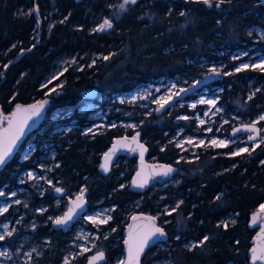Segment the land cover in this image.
<instances>
[{"label":"trees","instance_id":"obj_1","mask_svg":"<svg viewBox=\"0 0 264 264\" xmlns=\"http://www.w3.org/2000/svg\"><path fill=\"white\" fill-rule=\"evenodd\" d=\"M118 1L0 0V112L10 116L16 104L49 99L38 129L0 169V191L12 189L18 174L29 166V161L20 162L24 151L33 148V159L50 142L59 154L61 167L56 174L67 193L84 187L89 211L101 205L114 207L106 228L115 229L114 234L100 241V247L118 237L117 250L122 253L128 219L141 213L158 217L167 234V241L151 247L141 264L165 260L169 264H248L247 252L255 232L248 228V218L264 204V143L251 154L198 152L192 160L178 162L181 155L163 136L164 132L173 133L165 114L138 118L136 132L148 148L147 159L154 157L177 167L173 178L179 176L178 171H185L178 185L164 191L168 198L163 202L179 201V208L171 215H162L158 195H150L151 188L135 193L124 185L131 181L136 158L128 159L126 171L117 163L108 174L101 172V152L120 136L117 132L109 130L82 141L77 135L66 133L57 138L52 132L54 125L79 122L86 115L80 111L83 94L90 89L96 90V95L111 97L161 78L196 74L199 59L214 58L220 49L239 47L247 40L245 29L250 26L264 28V6L259 0H225L219 8L215 6L218 0H212V7L203 0H138L112 20L113 28L93 31L95 19L109 15ZM36 7L38 15H29ZM105 56L109 59H103ZM64 57L80 58L79 65L68 67L62 87L50 94L53 84L42 85ZM240 101L244 102V95ZM259 103L254 98L247 106L254 109ZM252 111L250 117L256 113ZM46 235L54 241L51 245L55 250L50 256L45 253L42 262L48 257V264H59L69 236L41 234ZM206 235L208 241L192 247Z\"/></svg>","mask_w":264,"mask_h":264},{"label":"rangeland","instance_id":"obj_2","mask_svg":"<svg viewBox=\"0 0 264 264\" xmlns=\"http://www.w3.org/2000/svg\"><path fill=\"white\" fill-rule=\"evenodd\" d=\"M122 2L123 0H120L115 3L109 15H102L95 19L94 28H97L105 18L111 21L116 19L121 12L117 5ZM245 37L247 40L241 41L239 47L233 50L220 49L214 53V58L199 59L198 63L195 64L196 74L188 73L171 78H161L154 82L139 85L129 92L111 97L104 95H96V98L86 97L85 92L83 94L84 106H82L80 113H86V115L79 122L72 120L66 125H54L52 133L58 134L57 138L70 133L81 137V141L86 137L109 130H114L120 136L132 135L138 129V118L155 113L159 107L154 102L156 99L168 95L170 91H178L180 88H192L197 81L210 72V69L216 68L222 73V77L224 76L227 79L197 89L166 110L163 114L167 118V123L173 127V133L167 134L164 132L163 136L166 138L167 144L171 145L181 155L177 160L178 162L192 160L191 157L196 156L198 152L223 155L225 154L223 151L228 150L226 153L232 156V152L242 147H248L251 151L254 144L260 143V140L264 139V121L256 124L260 128V139L252 144H247L248 135L231 138L230 134L234 128L251 124L253 121L258 120L261 115H264V72L259 69L253 70L251 67L236 72L235 68L243 63L251 65L264 59V28L256 25L250 26L245 29ZM79 60L80 58L64 57L56 63V68L45 82L46 85L53 84L49 88L50 94L55 93L62 82L63 75H60V73L64 74L65 69L70 66L79 65ZM73 61L75 62L73 63ZM229 72L232 74L224 75V73ZM53 77L56 78L53 79ZM50 80L51 83H49ZM229 82H235V85H230ZM50 89H56V91L51 92ZM253 93L255 94L253 95ZM243 95L244 102H241L240 99ZM249 96H252L251 99L258 98L260 101L259 104L253 106L254 109L247 106V102L251 100ZM141 97L146 98L142 99ZM201 98L214 99L216 104L215 106H209L197 103ZM192 104H196V107L192 108ZM217 108L220 109L219 112L216 111ZM252 110H255L256 113L253 117H250ZM205 112L208 113L207 116L204 115ZM180 116H187L189 119H178ZM200 120H204V124H200ZM126 125H135L136 127H126ZM4 126L5 122L2 127ZM88 129H92V131L85 135ZM208 129H211V131H208ZM189 138L193 140V144L184 143L182 147H177L178 143ZM212 139L225 140L228 142V146L211 147L209 142ZM201 140L204 141L203 145L199 144ZM33 151V148H31L22 153L20 162L29 161V166L18 174L14 187L7 192L3 191L5 195L0 196V207L8 206V211L0 214V234H4L2 227L4 224L8 225L9 230L15 229L11 237L6 236L5 240L0 241V252L8 253L7 256L0 255V264H25L29 259L25 255L26 253H31L30 264H48V257L45 258V263L42 262L41 258L45 253H47V256L53 254L55 247L51 245V242L54 241L49 235L41 236V234L50 233L53 222L49 217L53 219L61 217L64 210H66L67 200H71L81 189H84V187H80L72 193H67L65 183L56 174V171L61 167V162L58 160L59 154L52 143L47 142L40 148V154L30 159ZM103 153L101 152V156ZM25 156H27V159H25ZM147 161L154 162L156 158L153 157L147 159ZM57 165L59 166L57 167ZM117 165L126 171L128 158H124ZM132 168L134 171L136 170V163ZM30 172L33 174L32 177L28 175ZM184 173V170L178 171L179 176ZM179 176L166 183L151 187L150 195H158V202L162 205V215H167L165 209L171 211L179 203V201L172 204L163 202L164 199L168 198L164 191L168 187L178 185L181 181ZM121 177L122 174L119 178ZM48 181H51V184ZM124 185L130 186V181L125 182ZM57 187L64 189L63 195L54 191ZM13 192L16 193L15 196L11 195ZM17 200L20 201L19 204L15 203ZM139 203L140 201L135 205H139ZM42 209L45 211H41ZM113 210V206L101 205L82 217L69 236L66 247L61 251L59 264H64L65 258L73 263L76 257L97 250L100 241L114 234L112 229H106L112 219L107 224L100 225L93 224L87 219L88 216H95L98 213L101 214V218L106 215L112 217ZM18 221L19 223H17ZM78 235L81 237L80 239H77ZM85 247L89 248L90 251L80 254L81 249ZM32 249L36 251L33 252ZM156 264H169V262L165 260Z\"/></svg>","mask_w":264,"mask_h":264},{"label":"snow or ice","instance_id":"obj_3","mask_svg":"<svg viewBox=\"0 0 264 264\" xmlns=\"http://www.w3.org/2000/svg\"><path fill=\"white\" fill-rule=\"evenodd\" d=\"M225 0H218V3H216V7L219 8L221 4H223ZM137 3V0H123L122 3L117 5V8L122 12L126 10V6L128 4H135ZM203 3L208 5L209 7H212V0H203ZM32 13H36L38 15L39 8L36 7L32 9L28 14L31 15ZM181 15H184L183 12L180 13ZM67 17H65V20ZM60 23H64V21H60ZM113 28V23L110 19L105 18L103 22L93 31L96 32H103L108 29ZM13 48L16 47V45L12 46ZM23 49L21 50V54H23ZM28 51H31V49H28ZM246 55V54H245ZM239 58V57H234ZM103 59L107 60L109 59L108 56L103 57ZM75 61H73L74 63ZM11 63V61L9 62ZM8 65H4V68H7ZM252 68L253 70L259 69L260 71L264 72V59H261L259 63L254 64H247L243 63L235 68L236 72H241L244 70H247L249 68ZM67 71V69H65ZM210 73L214 75H219L220 72L216 68L210 69ZM232 73H224V75H231ZM2 75V74H0ZM60 75H63L61 72ZM56 77H53L55 79ZM51 83V80L49 81ZM196 83H201L200 81H197ZM62 87V85H60ZM42 87H47V85H42ZM175 87V85H173ZM51 92H55L56 89H50ZM159 91V89H157ZM188 89L180 88L178 91H170L168 95L161 96L158 99H156L154 102L159 105V108L156 109V111H160L161 109H164V107L168 104H170L173 100V97H179L181 93H186ZM258 91V90H257ZM255 93H253L254 95ZM146 98V97H141ZM252 96H249V99H251ZM135 99V97H133ZM122 103L124 101H121ZM48 103L47 100L39 101L36 104L23 106L21 104H16L15 110L10 114V116L3 115L2 112H0V168L5 166L8 162V160L11 158L13 154V150L17 147L18 141L21 140L22 136L24 135L25 128L28 127V121L32 119L33 116H39L41 110L44 108V106ZM197 103L199 104H207L209 106H215L216 101L214 99H204L201 98ZM182 106V105H181ZM192 108L196 107V104L191 105ZM217 112L220 111L219 108L216 109ZM150 114V113H149ZM205 116L208 115L207 112L204 113ZM178 119L188 120L189 117L187 116H180ZM199 119V117H197ZM7 121V127H2L4 122ZM260 121H264V115H261L258 120L253 121L251 124L244 125L243 130L251 133H257L259 130L256 127V124ZM200 124H204V120L199 121ZM115 127V125H113ZM126 127H132L135 128V125H126ZM92 129H88L87 132H85V135H87L89 132H91ZM208 131H211V129H208ZM241 129H235V132H239ZM138 137L139 133L137 132L134 136L131 137V141L134 143H137L138 147L141 149L140 151V158L141 162H143L144 152L147 151V149L144 148L142 144L138 143ZM248 139L250 141H255L256 136L249 135ZM128 138L125 137L123 141H117L116 144L113 145L112 149L109 150V152H106L104 154V161L105 163L101 165L102 169L107 172L109 170V164L112 160L113 155L116 152L117 145L121 147H127V144L124 143V141H127ZM184 143H187L189 145L193 144V140L191 138L187 139L186 141H182L177 144V147H182ZM261 143H264V139L260 140V143H256L252 147V151L255 150L256 147H259ZM199 144L203 145L204 141H199ZM211 147L214 148H221V147H227L228 142L225 140H218V139H212L209 142ZM135 151V149H132ZM163 150V149H162ZM241 153H249L251 154L248 147H242L238 149L235 152H232V156L240 155ZM25 159H27V156H25ZM261 163H264V161H261ZM59 165H57L58 167ZM160 168L162 171L155 173L156 175L160 176H169L171 173L176 171V169H173L171 166H165L161 165ZM29 177H32L33 174L30 172L28 173ZM141 173H137V177H140ZM34 178V177H33ZM49 184H51V181H48ZM148 183V179L145 178L143 180L140 179H134L132 181V186L135 188H144ZM123 187V185L121 186ZM54 191L56 193H59L61 195L64 194V189L62 188H55ZM84 193L85 190L81 189L79 195L76 196L75 200L72 201V206L68 209L66 213H64L63 216L57 217L53 219L52 217H49L50 220H52L53 224L57 226H67L70 221L73 220L74 216L77 214V210L83 211L84 205H85V199H84ZM5 193L3 191H0V196H4ZM12 196H15L16 193H12ZM219 199V197H217ZM15 203L19 204L20 201L17 200ZM180 203H183L182 201ZM26 206V205H25ZM180 204L176 205V208L171 209L169 211L168 209H165V214L171 215L172 212H175L177 208H179ZM8 211V206L0 207V214H3ZM41 211H45L42 209ZM259 212H264V204H261L259 206ZM258 213H254L252 216V225H256L257 220L260 219ZM87 219L92 222L93 224L100 225V224H107L112 217L110 215L104 216V218H101V214H97L95 216H88ZM133 224H130L128 226V238L125 239L124 244L127 247V257L124 260H119L117 264H140V257L142 253L144 252L145 248L149 247L151 243H153L156 240L165 239L166 238V232L164 231L163 227H160L157 225L156 220L158 217L154 216H132L131 217ZM144 221L142 225H138L135 222L136 221ZM19 223V221L17 222ZM232 223H235V221H232ZM223 227L227 228V223H223ZM4 229V234H0V241L5 240L6 236L11 237L13 235V232L15 229L9 230V227L7 224L2 225ZM112 231H115V229H112ZM81 237L78 235L77 239H80ZM107 237H105L106 239ZM179 239V237H177ZM209 237L206 235L203 237V240L199 242V244H194L192 247H199L202 246L206 241H208ZM258 239L261 241V244L258 247H253L251 249L252 253V264H256V261H264V223L261 224L260 233L258 234ZM238 243V242H237ZM94 247V246H93ZM33 252H35V249H32ZM90 251L89 248H82L81 253H86ZM0 255L7 256V252H0ZM26 256H28V261L25 262V264H30L31 261V253H26ZM105 259V254L103 251H98L95 255L88 258V264H97L98 261H103ZM64 264H70V261L68 258H65Z\"/></svg>","mask_w":264,"mask_h":264},{"label":"water","instance_id":"obj_4","mask_svg":"<svg viewBox=\"0 0 264 264\" xmlns=\"http://www.w3.org/2000/svg\"><path fill=\"white\" fill-rule=\"evenodd\" d=\"M259 1L262 4V6H264V0H259ZM128 5H134V4H128ZM221 80H222V73L221 72H220L219 75H214V74H211L209 72L208 74H206L204 77H202L199 80L201 83H196L192 88L188 89V91L186 93H181L179 97H173V100H172V102L170 104L166 105L164 107V109H161L160 111H155V113L158 114V115H161L166 110H168L169 108H171L176 102L184 99L186 96L192 94L197 89H200V88L205 87V86H207L209 84H212V83L220 82ZM96 94H97V91L96 90H89V91L86 92L85 96L86 97H95ZM45 100H47L48 103L41 110L39 116H33L32 119L28 121V127L25 128L24 135L22 136L21 140L18 141L17 147L13 150V154H12L11 158L17 152L19 146L24 142V140L26 139V137L30 133L36 131L38 129V127L40 126V124L42 123V121L44 120V117H45V114H46V110L49 107V99H45ZM37 102H39V101L31 102V103H28V104H23V106H28V105L36 104ZM244 125H248V124H244ZM244 125H241V126H238V127L234 128V130L230 134V137L231 138H235L236 136H239V135H248V136L249 135H254V136H256V140L255 141H258L260 139V128L256 125L257 129L259 130V132H257V133H251V132H247V131H244L243 130V126ZM7 126H8L7 125V121H5V126L4 127L6 128ZM235 129H241V131L235 132ZM136 133L137 132H135V133H133L132 135H129V136H126V135L125 136H119V137H116L115 139H113V141L111 142V144L109 145V147L105 150V152L103 153V155L100 158V170H101V172L103 174H108L110 172L111 168L113 167V165L116 164V162L120 158H128V159H130V158H136V170L134 171V173H133V175L131 177L130 186H131V189L135 193H144L145 191H147L152 186H155V185H158V184H161V183H166L169 180H171L174 177V175L177 173V167H175L172 164H166V163L159 162V161H154V162L147 161L148 148L144 144V142L141 140V135L138 132L139 133L138 143L139 144H142L144 146V148L147 149V151L144 152L143 162H141V158H140V151H141V149L138 147L137 143H134V142L131 141V137L134 136ZM125 137L128 138L127 141H124V143L127 144V147H121V146L117 145L116 152L113 155L112 160H111V162L109 164V170L107 172H105L102 169V167H101V165L105 163V161H104V154L106 152H109V150L112 149L113 145L116 144L117 141H123ZM255 141H250L247 138V144H252ZM132 149H135V151H133ZM161 165L171 166L173 169H176V171H174L173 173H171L169 176L156 175L155 173H158V172L162 171V169L160 168ZM138 172L141 173V176L140 177H137V173ZM145 178L148 179V183H147V185L144 188L140 189V188H135V187L132 186V181L134 179L143 180ZM84 190H85V193H84V199H85L84 210L83 211L77 210V214L74 216L73 220L68 223L67 226H57V225L53 224V227L55 229H61L63 231H67L70 228H72L74 225H76L78 223V221L89 212V202L87 200V190L85 188H84ZM79 193L77 195H79ZM77 195H75L71 200L68 201L67 209H66L65 213L72 206V201L75 200V198H76ZM258 212H259V208L257 210H255L253 213H251L249 215V218H248V228L249 229H252V230H255V232H254V234H253V236L251 238V241H250V247H249L248 252H247V254H248V264H252V253H251V249L253 247H258L261 244V241L258 239V234L260 233L261 224L264 223V212H259L260 219L257 220L256 225H254V226L252 225V216H253L254 213H258ZM132 216H151V215H146V214H141V213H134L128 219L127 225L125 226V229H124V232H123V234H124V240H123V244L122 245H123L124 259L127 257V247L124 244V241H125V239L128 238V226L130 224H133L134 223L132 221V219H131ZM135 223L138 224V225H142L144 223V221L140 220V221H136ZM156 223H157L158 226H160L158 220H156ZM160 227H162V226H160ZM166 241H167V234H166V238L165 239L156 240L153 243H151L149 245V247L145 248L144 252L142 253V255L140 257V264H141L142 258L144 257V255L147 253V251L151 247H153L155 245L163 244ZM103 261H98L97 264H102ZM87 264H88V262H87ZM256 264H264V261L258 260V261H256Z\"/></svg>","mask_w":264,"mask_h":264},{"label":"flooded vegetation","instance_id":"obj_5","mask_svg":"<svg viewBox=\"0 0 264 264\" xmlns=\"http://www.w3.org/2000/svg\"><path fill=\"white\" fill-rule=\"evenodd\" d=\"M120 160V159H119ZM119 160L116 162V164L119 162ZM114 164V165H116ZM113 165V166H114ZM70 199L67 200V204H68V201ZM67 209V207H66ZM66 210H64L63 214L65 213ZM80 221V220H79ZM78 221V222H79ZM78 225V223L76 225H74L72 228H70L69 230L67 231H63L61 229H55L53 227V223H52V227H51V230L50 232L52 233H57L59 235V237H63L65 234H68V236H70L72 234V232L74 231V228ZM117 237L114 239V240H111L108 245H104L102 247H100L98 245V248L97 250L93 251V252H89V253H86L84 255H81V256H78L76 257L74 260H75V264H87L88 262V258L95 255L98 251H103L104 254H105V259L103 261L102 264H117V262L119 260H124V253H123V250H122V253H120L117 249ZM124 240V239H123ZM123 243V241H122ZM161 245V244H160ZM123 258V259H121Z\"/></svg>","mask_w":264,"mask_h":264}]
</instances>
